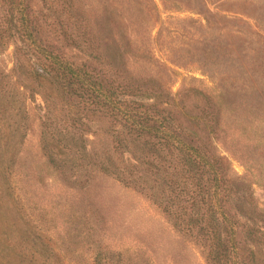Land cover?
<instances>
[{
	"label": "trees",
	"instance_id": "trees-1",
	"mask_svg": "<svg viewBox=\"0 0 264 264\" xmlns=\"http://www.w3.org/2000/svg\"><path fill=\"white\" fill-rule=\"evenodd\" d=\"M120 15L108 0H0V264H157L154 238L114 218L98 176L157 206L205 264H264L250 180L264 179V12L250 17L251 65L177 96L172 68Z\"/></svg>",
	"mask_w": 264,
	"mask_h": 264
},
{
	"label": "rangeland",
	"instance_id": "rangeland-1",
	"mask_svg": "<svg viewBox=\"0 0 264 264\" xmlns=\"http://www.w3.org/2000/svg\"><path fill=\"white\" fill-rule=\"evenodd\" d=\"M153 1L155 8L149 0H108V3L121 13L118 19L128 36L134 34L136 41L141 40L158 61H165L172 68L169 87L175 96L187 84L210 87V78L217 83L227 82L233 72H240L241 66L248 67L245 63L252 64L256 52L247 46L256 49L257 44L250 42L255 39L248 32L250 17L264 12V0ZM69 53L76 60L85 57L75 48ZM128 60L137 72H155L149 62L130 56ZM0 61L5 67L10 65V48L0 56ZM194 100L189 96L186 102ZM24 144L31 153H36L35 126L27 133ZM229 158L233 172L243 174L241 160ZM47 172V182L55 186L54 173L49 169ZM254 175L250 179L253 196L264 209V179L257 171ZM94 181L99 187V197L114 204L111 211L117 221L123 222L132 233H149L154 238L157 264H205L200 247L176 232L157 206L110 177L98 176Z\"/></svg>",
	"mask_w": 264,
	"mask_h": 264
}]
</instances>
